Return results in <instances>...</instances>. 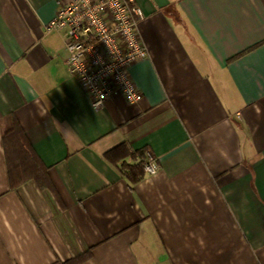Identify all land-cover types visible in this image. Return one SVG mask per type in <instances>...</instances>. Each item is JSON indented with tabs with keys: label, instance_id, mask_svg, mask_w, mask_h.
<instances>
[{
	"label": "crops",
	"instance_id": "obj_1",
	"mask_svg": "<svg viewBox=\"0 0 264 264\" xmlns=\"http://www.w3.org/2000/svg\"><path fill=\"white\" fill-rule=\"evenodd\" d=\"M66 1L0 0V264H264V0H134L142 97L99 110L44 30ZM13 125L50 192L9 188ZM119 145L157 173L131 183Z\"/></svg>",
	"mask_w": 264,
	"mask_h": 264
},
{
	"label": "built area",
	"instance_id": "obj_2",
	"mask_svg": "<svg viewBox=\"0 0 264 264\" xmlns=\"http://www.w3.org/2000/svg\"><path fill=\"white\" fill-rule=\"evenodd\" d=\"M142 18L134 0H67L45 25V32L63 33L69 73L93 109H101L115 96L129 104L141 100L128 70L148 55L138 31ZM157 171L156 159L146 151L144 174Z\"/></svg>",
	"mask_w": 264,
	"mask_h": 264
},
{
	"label": "trees",
	"instance_id": "obj_3",
	"mask_svg": "<svg viewBox=\"0 0 264 264\" xmlns=\"http://www.w3.org/2000/svg\"><path fill=\"white\" fill-rule=\"evenodd\" d=\"M2 146L7 166V175L9 188L14 190L27 181H33L41 191L51 190L47 178L46 168L37 162V158L30 150L21 130L13 125L11 129L6 130L1 135ZM144 152L132 153L124 145L106 152L105 159L114 164L120 163V171L131 183L138 182L143 176ZM142 159L140 160V158ZM131 158L137 160L133 165L125 164L124 160ZM140 160V161H139ZM90 257V250L73 257L65 264H82Z\"/></svg>",
	"mask_w": 264,
	"mask_h": 264
},
{
	"label": "water",
	"instance_id": "obj_4",
	"mask_svg": "<svg viewBox=\"0 0 264 264\" xmlns=\"http://www.w3.org/2000/svg\"><path fill=\"white\" fill-rule=\"evenodd\" d=\"M158 8L167 6L168 0H152Z\"/></svg>",
	"mask_w": 264,
	"mask_h": 264
}]
</instances>
